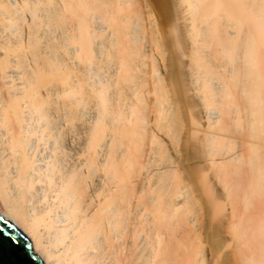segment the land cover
Listing matches in <instances>:
<instances>
[{"label": "bare ground", "instance_id": "6f19581e", "mask_svg": "<svg viewBox=\"0 0 264 264\" xmlns=\"http://www.w3.org/2000/svg\"><path fill=\"white\" fill-rule=\"evenodd\" d=\"M223 3L0 0V215L43 264H264V0Z\"/></svg>", "mask_w": 264, "mask_h": 264}, {"label": "water", "instance_id": "95a60500", "mask_svg": "<svg viewBox=\"0 0 264 264\" xmlns=\"http://www.w3.org/2000/svg\"><path fill=\"white\" fill-rule=\"evenodd\" d=\"M0 264H43L33 251L29 236L0 215Z\"/></svg>", "mask_w": 264, "mask_h": 264}, {"label": "rangeland", "instance_id": "374dc122", "mask_svg": "<svg viewBox=\"0 0 264 264\" xmlns=\"http://www.w3.org/2000/svg\"><path fill=\"white\" fill-rule=\"evenodd\" d=\"M220 1L223 3L224 0H220ZM226 2L229 4L230 0H229V2H228V0H225V2H224L225 4L223 3V5H224L223 7H225L226 5H228V4H226ZM232 4H234V3L232 2ZM230 5H231V4H229V6H230ZM229 6H228V8H229L230 10H229V9H228V10L230 11V12H229L230 14H229L228 12H227V13H228L229 15H233V14H234V16H236V17L238 18L239 15L236 13V10H237V9L235 10V13H234V11H232V9L234 8V7H233L234 5H231L233 8H230ZM225 9L227 10V7H225ZM234 9H235V8H234ZM234 9H233V10H234ZM228 10H227V11H228ZM232 12H233V13H232ZM237 15H238V16H237ZM236 17H235V18H236ZM240 19H241V17H240ZM245 22H246V24L248 25V27H246V29L248 28L247 30L249 31V33L252 34V37L254 36V37H253L254 41L256 40V46H257V50H256V56H257V57H256V59H257V60H256V65H257V70L259 69L258 72L261 74V76L263 75L262 77L264 78V44H263V43H264V41H263L264 39H263V37H262L263 35H261L262 32H261V30L259 31V29H260L259 27H258V31H257V29L254 30V27H255V26L252 27V28H253V29H252L251 26L249 25L250 23L248 22V23H249V24H248L246 20H245ZM251 25H252V23H251ZM252 26H253V25H252ZM249 28H250V29H249ZM256 28H257V27H256ZM255 31H256V32H255ZM254 32H255V34H254ZM259 34H260V35H259ZM255 36H257V37H255ZM261 41H262V42H261ZM257 44H258V45H257ZM259 44H261V45H259ZM257 51H258V52H257ZM254 197H256L255 200H254ZM254 197H253V200H254L253 202H257V200H258V199H257V196H254Z\"/></svg>", "mask_w": 264, "mask_h": 264}]
</instances>
